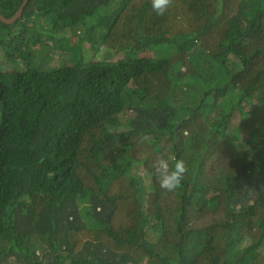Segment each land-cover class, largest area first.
Listing matches in <instances>:
<instances>
[{
    "label": "trees",
    "instance_id": "trees-1",
    "mask_svg": "<svg viewBox=\"0 0 264 264\" xmlns=\"http://www.w3.org/2000/svg\"><path fill=\"white\" fill-rule=\"evenodd\" d=\"M0 58V264H264V0H28Z\"/></svg>",
    "mask_w": 264,
    "mask_h": 264
},
{
    "label": "clouds",
    "instance_id": "clouds-1",
    "mask_svg": "<svg viewBox=\"0 0 264 264\" xmlns=\"http://www.w3.org/2000/svg\"><path fill=\"white\" fill-rule=\"evenodd\" d=\"M173 0H151L152 9L157 15L163 16L171 6ZM170 161L172 164L170 166ZM153 168L161 189L168 192L175 191L181 186V182L187 173V165L183 159L159 157L154 161Z\"/></svg>",
    "mask_w": 264,
    "mask_h": 264
},
{
    "label": "rangeland",
    "instance_id": "rangeland-1",
    "mask_svg": "<svg viewBox=\"0 0 264 264\" xmlns=\"http://www.w3.org/2000/svg\"><path fill=\"white\" fill-rule=\"evenodd\" d=\"M79 43V42H78ZM78 43L76 42V39L74 38H71L68 42H67V50L68 51H70V52H72L74 55H76V54H78L79 53V45H78ZM90 45V44H89ZM61 50L59 49V50H56L55 52H54V58H57L58 56H59V52H60ZM106 52H107V49L105 48V47H101L100 48V50L98 51V53H97V56H96V58L97 59H99V58H103V57H105L106 56ZM0 60H1V58H0ZM53 62H52V64L53 63H55V62H57L55 59H53L52 60ZM141 172L143 173V170H141ZM142 176H144V174H142ZM145 177V176H144ZM147 181V180H146Z\"/></svg>",
    "mask_w": 264,
    "mask_h": 264
},
{
    "label": "water",
    "instance_id": "water-1",
    "mask_svg": "<svg viewBox=\"0 0 264 264\" xmlns=\"http://www.w3.org/2000/svg\"><path fill=\"white\" fill-rule=\"evenodd\" d=\"M28 0H23L19 8L16 10V12L12 16H6L2 13H0V20L5 23H13L16 20L19 19V17L23 14V10L25 5L27 4Z\"/></svg>",
    "mask_w": 264,
    "mask_h": 264
}]
</instances>
